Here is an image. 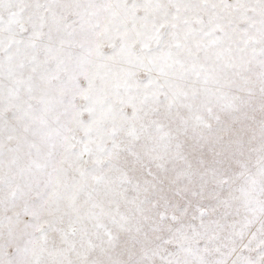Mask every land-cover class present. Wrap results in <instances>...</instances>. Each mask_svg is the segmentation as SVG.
Returning <instances> with one entry per match:
<instances>
[{"label":"snow or ice","instance_id":"obj_1","mask_svg":"<svg viewBox=\"0 0 264 264\" xmlns=\"http://www.w3.org/2000/svg\"><path fill=\"white\" fill-rule=\"evenodd\" d=\"M0 264H264V0H0Z\"/></svg>","mask_w":264,"mask_h":264}]
</instances>
